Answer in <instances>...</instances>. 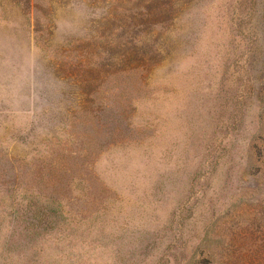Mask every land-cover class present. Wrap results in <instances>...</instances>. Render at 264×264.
<instances>
[{"label": "rangeland", "instance_id": "1", "mask_svg": "<svg viewBox=\"0 0 264 264\" xmlns=\"http://www.w3.org/2000/svg\"><path fill=\"white\" fill-rule=\"evenodd\" d=\"M0 264H264V0H0Z\"/></svg>", "mask_w": 264, "mask_h": 264}]
</instances>
